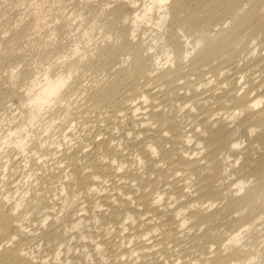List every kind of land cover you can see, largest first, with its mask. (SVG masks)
<instances>
[{
	"label": "bare ground",
	"instance_id": "6f19581e",
	"mask_svg": "<svg viewBox=\"0 0 264 264\" xmlns=\"http://www.w3.org/2000/svg\"><path fill=\"white\" fill-rule=\"evenodd\" d=\"M22 1L0 264H264V0Z\"/></svg>",
	"mask_w": 264,
	"mask_h": 264
},
{
	"label": "rangeland",
	"instance_id": "374dc122",
	"mask_svg": "<svg viewBox=\"0 0 264 264\" xmlns=\"http://www.w3.org/2000/svg\"><path fill=\"white\" fill-rule=\"evenodd\" d=\"M14 1H15V2L17 1L16 3L18 4L19 11H18V9H17V11H18V13H17V11L15 10L16 7L14 6V7L12 8L13 10H10L13 14L10 12L11 14L8 13V14L6 15V18H7L8 20H9V19L11 20V19L13 18L14 15H15L16 17H17V16H20V12H22L23 9L28 8V5H27V6L25 5V4L28 3V2H26V3H25L24 1L20 2V0H14ZM68 1L70 2V0H67V2H68ZM15 2H14V3H15ZM23 2H24V3H23ZM67 2H66V4H67ZM24 5H25L26 7H25ZM69 5H70V6H69ZM69 5H68V6L71 7V4H69ZM68 6H67V7H68ZM69 7H68V8H69ZM68 8H67V9H68ZM57 10H58V9H56V11H57ZM78 12H79V11H76V13H78ZM16 13H17V14H16ZM7 16H8V17L10 16V17L8 18ZM72 32H73V31H72ZM65 33H66V34H65ZM32 35H33V34H32ZM64 35H65V37H64ZM66 35H68V32H67V31L64 32V33L61 35V36L63 37L64 41L68 40V38H69V36L66 37ZM69 35H70V34H69ZM62 37H61V38H62ZM65 38H66V40H65ZM34 54H35V53H34ZM34 54H32L33 56L30 54L31 57H30L29 55H28L27 57L22 56L23 58H21V55H20V58H19V56H18V58H17L15 61L17 62V60H19V61H18V62H19V63H18L19 66H20V65L23 66L24 63H26V64H30L31 62L34 63L36 60H40L39 55H36V54L34 55ZM9 56H10V55H9ZM28 57H30L31 59H29ZM53 57H54V56H53ZM53 57H51L50 59H52L53 62H54V60H55V62H56V57H54V58H53ZM23 59H24V60H23ZM26 59H27V60H26ZM28 59H29V60H28ZM33 59H34V60H33ZM35 59H36V60H35ZM50 59H47V60H45V61H46V62H47L48 60L51 61ZM26 61H27V62H26ZM33 61H34V62H33ZM5 62H6V63H5ZM7 62H8L7 60H1V61H0V67H1L0 70H3V71H2L3 73H0V74H4V76L6 75L5 77H7V76H11L10 74H8V72L10 71V68H9L10 66H8L9 63H7ZM21 62H22V63H21ZM29 62H30V63H29ZM21 66H20V67H21ZM6 70H7V71H6ZM6 73H7L8 75H7ZM9 73H10V72H9ZM15 75H18V73H16ZM14 77H16V76H14ZM8 78H9V77H8ZM8 78H7V79H8ZM8 80H10V79H8ZM6 85H7V83H6ZM1 110H2V109H1ZM1 112H2V111H1ZM42 151L45 152V149H43Z\"/></svg>",
	"mask_w": 264,
	"mask_h": 264
}]
</instances>
